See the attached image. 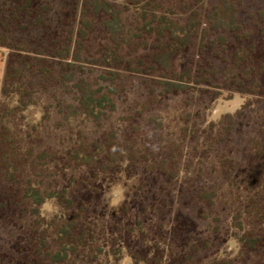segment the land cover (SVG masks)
Returning a JSON list of instances; mask_svg holds the SVG:
<instances>
[{
    "label": "rangeland",
    "instance_id": "rangeland-1",
    "mask_svg": "<svg viewBox=\"0 0 264 264\" xmlns=\"http://www.w3.org/2000/svg\"><path fill=\"white\" fill-rule=\"evenodd\" d=\"M107 1L124 9L128 5V0ZM248 1L245 0V3ZM218 2L206 0L200 5V10L210 11ZM84 5V0H37L35 10L24 13L25 16H20L15 23L10 18V11L14 8L10 0H0V23L3 20L0 36L8 37L7 42L6 39L4 41L8 46L0 43V115L19 106L20 95L15 91L5 95L4 89L10 56L22 53L26 55V60L20 67H24L26 79L34 92L33 104L21 112L25 121L19 116L5 122L10 129L16 131L27 125L42 126L45 139L42 145L59 156L64 155L65 146L73 145L74 139L80 144L99 140L112 132L123 142L127 141L128 134L135 139V143L138 140L149 145V141L154 139L151 143L155 145L158 156H150L148 162L158 161L161 165L164 159L173 160L177 165V174L169 178L170 181L160 182L164 190L155 191L150 186L154 170L147 163L148 166L137 163L129 170L123 166L119 173L100 174L96 179L91 178V174L83 168L64 172L60 161L47 166L46 174L56 176L61 188L63 172L67 174L66 179L81 178L78 180L80 185L66 187L69 188L68 196L79 201L77 195L94 190L95 198L91 199L90 206L80 201L87 212L91 213L95 208L102 213L101 217L93 215L91 218L95 231L91 243L86 247L80 246L82 243L79 242V254L71 253L66 264H135L128 252V247L132 249L135 246V240L131 238L126 244L114 230L112 243L108 226L120 220L135 226L138 219L162 243L160 256L163 263L168 260L164 248L171 243L175 245L178 238L194 249L191 256L187 255L190 264L233 260V264H250L248 259L260 254L257 250L249 252L242 248L243 244L235 239L259 237L264 231V224L257 223L253 218V207L264 210L262 56H259L260 53L252 54L251 62L257 68L252 77L245 79L244 89L238 84L219 82V67L225 65L219 60V45L209 50L208 45L215 36L204 25L189 52L182 55L177 64L180 71L188 66L194 69L187 91L181 94L165 92L158 81V74H126L122 66L111 69L86 64L84 67L92 73L94 80L107 76L110 71L121 75L114 83L116 109L110 112L113 114L108 120L97 126L90 123L79 109L73 83L61 85L63 73L69 70L66 69L68 61L53 57V53L62 47L74 44L72 39L75 35L72 32L79 28ZM127 16L131 17V13ZM249 28L246 27V30ZM106 41V32L97 26L86 49L96 55L97 49L108 43ZM9 45L24 46V50H11ZM233 45L237 47L235 43ZM232 47L230 45L229 49ZM151 118L162 125L155 136L151 134ZM134 151L137 153L135 159L142 160L144 152L132 146L127 155ZM68 184L71 185L67 180L65 185ZM150 188H153L152 193H149ZM140 189H143L141 196L135 198V192ZM203 191L215 193L212 203L198 199ZM123 205L134 206L135 216L114 219ZM19 210L22 214L15 218L17 226H6L0 222V264H49L47 254L53 252L54 244L49 224L61 219L64 209L56 199H50L41 206L38 215H24ZM179 217L187 219L191 227L178 228ZM153 229H156L155 232ZM44 237L48 247L41 245ZM142 238H147V235ZM73 243L77 245L78 242ZM113 249L122 250L118 258L113 256Z\"/></svg>",
    "mask_w": 264,
    "mask_h": 264
},
{
    "label": "trees",
    "instance_id": "trees-1",
    "mask_svg": "<svg viewBox=\"0 0 264 264\" xmlns=\"http://www.w3.org/2000/svg\"><path fill=\"white\" fill-rule=\"evenodd\" d=\"M205 1L128 0V5L124 9L107 0H84L79 28L76 32H72L75 35V39H72L74 44L62 47L53 53V57L68 61L66 69L69 70L63 73L60 79L61 85L73 83L79 109L90 123L101 126L113 114L110 112L116 109L114 83L118 82L121 75L110 71L106 74L107 76L102 75L94 80L91 77L92 73H89L84 65L91 64L95 67L111 69L122 66L126 74H158V81L163 85L165 92L185 93L188 89V81L190 82L193 78L194 69L187 65L188 67L180 71L177 64L180 57L189 52L204 25L208 26L212 35L215 36L208 45L209 50H214L219 45V60L225 65L219 67V82L238 84L241 89L245 88V79L252 77L257 68L255 63L251 62L252 54L260 53L259 56H262L261 59L264 61V0H249L247 3L245 0H219L210 11L202 12L200 5ZM10 4L14 7L10 11L12 15L10 18H13L16 23L20 16H25L24 13H32L35 10L37 0H10ZM129 13L131 17L128 18ZM2 22L3 20L1 25H3ZM97 26L106 32L108 43L101 45L95 55L86 49V45ZM246 27L250 28L246 30ZM7 40L8 37L0 36V43L3 46H8V43H4ZM233 43L237 45L236 48ZM230 45L233 46L232 49H229ZM8 48L24 50V46L9 45ZM25 60L26 55L12 53L5 78V95L15 91L20 95V102L16 109L7 110L0 115V222L6 226H17L15 218L19 217V209L24 215H38L45 202L56 199L64 209V214L61 219H56L49 224L53 230L54 244L53 252L48 253L47 257L49 264H66L71 253L77 255L80 246L88 247L91 243L95 236L94 228L90 223L91 218L93 215L96 218L101 217L102 213L95 208L90 209L91 213L87 212L82 203L83 201L90 206L91 199L95 198L94 190L89 194L77 195L82 201H76L72 196L71 198L68 196L69 188L80 185L78 180L81 178L66 179L65 171L83 168L91 174V178L96 179L100 174L119 173L123 166L129 170L135 168V165L140 162L145 166L151 164L150 168L155 171H153L155 175L152 176L153 182L150 186L156 191L164 190L161 188V181H168L169 178L176 176L177 165L170 159H164L161 165L158 161L148 162L150 156L151 158L158 156L157 150L154 149L155 145L152 144L154 139L149 141V145L138 140L136 143L139 144H136L135 139L128 134L127 141L123 142L116 133L113 135L112 132L103 135L99 140L87 141L88 143L77 144L74 139L72 146L64 145V155L59 156L58 153L51 152L42 145L41 142L45 143L42 126L27 125L16 131L10 129L5 122L9 118L19 116L22 121H25L21 112L33 104L34 92L26 79L24 67H20V64H25ZM261 66L263 71L264 67ZM261 81H264V78ZM149 123L153 129L151 134L155 136L162 125L154 118H151ZM60 143L63 144V142ZM131 146L137 151L144 152L142 160L135 159L137 155L135 151L127 155ZM149 148L153 150L149 151ZM261 158L264 160L263 156ZM58 161L64 171L62 188L58 185L56 176L46 174L47 166ZM261 165L263 167L264 162ZM67 180L71 185H65ZM148 190L149 193L153 192V188ZM142 191L143 189L136 191L135 198L140 197ZM214 197V192L203 191L198 199L201 202L212 203ZM262 204L264 207V202ZM253 208L255 211L253 218L257 223L264 224V210ZM135 211L134 206L123 205L114 219H126V215L135 216ZM186 220L179 217L178 228L187 229V225H190ZM108 230L110 238L114 236L112 232L115 230L125 243L131 238L135 240V246L132 249L128 247V252L135 264H190L188 256L193 254L194 249L186 245L183 239L178 240V238L175 245L173 243L167 247L163 245L168 253L166 257L168 260L163 263L160 256L162 243L158 242L156 237L144 227L140 219L135 222V226L128 221L126 224L121 220L114 221L108 226ZM155 230L152 231L155 232ZM42 233L45 234L46 231ZM144 235H147V238L143 239ZM174 236L178 237V235ZM235 240L240 245L242 243V248L249 252L257 250L260 254L249 258L250 264H264V231L259 237L247 236V238ZM75 241L78 242L77 245L73 243ZM111 241L113 243L114 240L111 238ZM79 242L82 245L79 246ZM41 243L43 246H49L45 237L42 238ZM113 251V256L116 258L122 253L121 249H113ZM233 263L235 260L215 264Z\"/></svg>",
    "mask_w": 264,
    "mask_h": 264
}]
</instances>
